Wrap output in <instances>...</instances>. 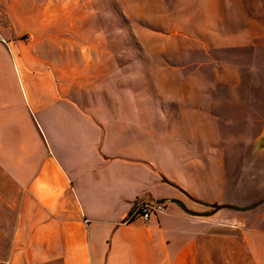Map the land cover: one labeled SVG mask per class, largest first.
I'll return each instance as SVG.
<instances>
[{
    "label": "crops",
    "instance_id": "0c3cea01",
    "mask_svg": "<svg viewBox=\"0 0 264 264\" xmlns=\"http://www.w3.org/2000/svg\"><path fill=\"white\" fill-rule=\"evenodd\" d=\"M85 9V35L41 15L36 43L53 32L51 51L0 28V261L264 264L262 100L215 82L171 101L135 97L118 85L112 50L91 47L101 27ZM71 42L85 44L76 53ZM140 200L166 208L127 220Z\"/></svg>",
    "mask_w": 264,
    "mask_h": 264
},
{
    "label": "rangeland",
    "instance_id": "374dc122",
    "mask_svg": "<svg viewBox=\"0 0 264 264\" xmlns=\"http://www.w3.org/2000/svg\"><path fill=\"white\" fill-rule=\"evenodd\" d=\"M46 1L53 5L47 12L36 7V0H10L7 7L1 3L0 28L18 33L25 45L38 44L43 52L51 51L56 44L53 32L46 42L36 43L33 30L38 29L41 15L55 28L68 23L69 32L85 35L83 23L87 17L93 22V16L87 15L85 9L90 3L102 35L91 40L90 45L102 52L112 50L118 85L129 87L135 97H145L152 104L159 98L171 101L173 97L189 96L190 82L239 83L241 96L244 94L247 100L260 98L264 113V0ZM75 1L83 4L77 11ZM84 44L77 48L71 42L70 46L78 53ZM102 55L101 64H108L105 54ZM171 106L160 101L156 112L163 113L165 107L169 114ZM161 122L158 126L165 132L173 130L176 124L173 115ZM261 141L264 144V139ZM0 254L3 258L7 256L6 251ZM225 263L201 261V264ZM0 264L8 263L0 261ZM228 264L251 262L228 261Z\"/></svg>",
    "mask_w": 264,
    "mask_h": 264
},
{
    "label": "built area",
    "instance_id": "2783aa9c",
    "mask_svg": "<svg viewBox=\"0 0 264 264\" xmlns=\"http://www.w3.org/2000/svg\"><path fill=\"white\" fill-rule=\"evenodd\" d=\"M166 203L156 200H140L134 205L130 211L127 220L131 221L135 218H141L148 221L151 217L165 210Z\"/></svg>",
    "mask_w": 264,
    "mask_h": 264
}]
</instances>
